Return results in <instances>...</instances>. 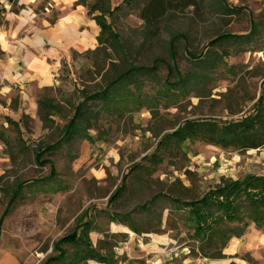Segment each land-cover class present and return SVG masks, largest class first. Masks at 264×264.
I'll use <instances>...</instances> for the list:
<instances>
[{"label":"rangeland","instance_id":"rangeland-1","mask_svg":"<svg viewBox=\"0 0 264 264\" xmlns=\"http://www.w3.org/2000/svg\"><path fill=\"white\" fill-rule=\"evenodd\" d=\"M209 2L200 0L196 7L169 16L162 23L160 35L146 44L143 23L135 11L117 18L113 28L132 51L133 65L149 67L154 58H161L165 66L181 74L196 70L185 50L200 57L217 35L257 33L256 44L225 52L211 48L222 56L223 65L208 82L183 98H158L167 73L165 66L160 67L154 79L142 82V105L118 116H103L89 132L91 141L63 146L44 157L52 162L56 177L43 187L29 184L48 179L50 166H37L30 150L38 143L56 142L73 107L82 101L79 90H101L118 70V64L112 68L94 54L96 43L93 50L71 51L56 61L49 86L24 92L7 88L0 79V131L12 141L16 133L5 119L20 121L21 137L29 147L12 161L0 142V177L8 176L9 181L18 177L29 183L15 209L0 224V264H45L48 258L58 256L55 243L87 222L91 223L89 238L93 247L107 254L110 264H264V247L257 239L264 233L253 225L241 238L228 242L221 251L223 258L215 259L210 249H206L208 257L202 258L190 237L186 210L170 202L200 198L223 181L264 176V148L242 151L203 141L186 142L180 150L159 148L164 137L187 120L228 124L254 115L260 99L264 108V0H224L230 11L225 15L209 8ZM16 3L0 0V37H5L8 30L7 14L18 16L28 10ZM30 10L29 14L48 24L60 15L58 8L50 7V0H38ZM169 32L186 33L188 40L168 44ZM168 45L175 52L173 59H168ZM43 97L53 99L62 108L50 127H43L38 117L36 102ZM153 154L161 156L158 164L150 163ZM136 166L143 170L131 173ZM124 179L125 194L110 204ZM156 195L161 198L149 205L148 211H135ZM6 202L0 193V218ZM109 216L128 218L126 226L137 228L139 234L112 222ZM232 244H236L235 252L225 255ZM63 249L70 259L75 248L65 245Z\"/></svg>","mask_w":264,"mask_h":264},{"label":"trees","instance_id":"trees-1","mask_svg":"<svg viewBox=\"0 0 264 264\" xmlns=\"http://www.w3.org/2000/svg\"><path fill=\"white\" fill-rule=\"evenodd\" d=\"M112 1H115L116 4L113 5ZM199 1L77 0L76 5L85 9L87 17L94 21L99 29L96 38L97 47L93 53L101 56L103 61L108 62L112 68L118 64L116 67L118 70L113 71L112 77L107 80L101 90L93 93L84 89L79 90L82 101L73 107L72 115L63 126L56 142L52 144L38 143L34 149L30 150L32 160L37 166H50L48 179L29 184L18 177L12 181H9L8 176L0 177V193L7 198L0 224L15 209L28 184L29 186L43 187L46 185L45 183L55 180V168L52 162L44 159L46 155L53 154L63 146H71L78 141H91L89 132L94 129L103 116H118L145 102L141 95L142 82L144 79H154L160 67L165 66L164 61L161 58H154L149 67L133 65L130 60L132 51L114 30V21L119 17L127 16L130 12H137L143 23V41L146 44L160 35L165 19L175 13L196 7ZM209 1V8L215 12L222 15L230 13L224 0ZM168 36V44L172 45L182 40H188L186 33L169 32ZM257 36V33L245 36L217 35L206 44L208 51L200 57L185 50L196 70L181 74L175 68L165 66L167 71L165 83L158 92V98L165 101L173 100L178 97L183 98L196 91L201 85L208 82L209 77L223 65L222 56L212 49L225 52L230 48L250 46L256 44ZM166 53L168 59L175 57V52L169 45ZM36 104L38 117L43 127H50L53 124L52 118L62 114L61 106L53 99L39 98ZM5 122L14 128L16 136L11 141L4 132L0 131V142L7 148L10 159L17 161L19 154L29 151V147L25 145V141L21 137L20 121L14 122L6 118ZM192 141H203L242 151L264 148L262 100L260 99L254 115L241 121L219 124L207 120H187L173 133L165 136L159 148L163 147L162 151L180 150L183 144ZM149 161L154 165L158 164L161 161V156L153 154ZM141 170H143L142 167L136 166L131 173ZM125 179L121 187L110 198V204L117 202L125 194L127 190ZM160 198L159 195L154 196L147 204L138 207L135 211H148V206L155 204ZM170 202L174 206L186 210V220L190 223V237L197 243V249L202 258L208 257L206 249L214 250L212 256L215 259L223 258L221 251L228 242L233 238H241L249 225H253L256 230L264 233V176L248 175L235 181H223L200 198L193 197L188 201L175 199ZM115 218L110 217L112 222H119L126 226L125 222L128 218L121 220H118L119 217ZM90 224V222L83 223L73 233L55 243L54 249L58 252V256L48 258L45 264H82L89 261L110 264L107 254H102L101 249L93 247L89 238V232L92 230ZM126 227L134 234H139L137 228L131 225ZM65 245L75 248L70 259H68L67 251L63 249Z\"/></svg>","mask_w":264,"mask_h":264},{"label":"crops","instance_id":"crops-1","mask_svg":"<svg viewBox=\"0 0 264 264\" xmlns=\"http://www.w3.org/2000/svg\"><path fill=\"white\" fill-rule=\"evenodd\" d=\"M13 1L15 0H10V4ZM16 1L18 7H27L28 10L38 4V0ZM76 2L77 0H50V7L58 8L60 13L53 24H48L45 19L38 20L27 9L22 10L18 16L6 15L8 30L5 37H0L4 40H0V79L6 83L7 88L32 92L49 86L56 61L71 51L80 53L96 47L99 29L88 19L85 9L77 6ZM20 20L24 22L21 23ZM15 22L18 23L17 27ZM257 239L264 247V236ZM235 247L236 244H232L225 255L231 256Z\"/></svg>","mask_w":264,"mask_h":264},{"label":"bare ground","instance_id":"bare-ground-1","mask_svg":"<svg viewBox=\"0 0 264 264\" xmlns=\"http://www.w3.org/2000/svg\"><path fill=\"white\" fill-rule=\"evenodd\" d=\"M1 42L4 41L3 38H0Z\"/></svg>","mask_w":264,"mask_h":264}]
</instances>
